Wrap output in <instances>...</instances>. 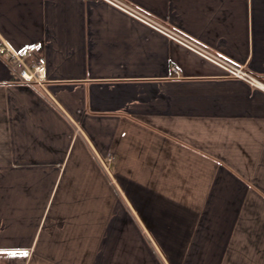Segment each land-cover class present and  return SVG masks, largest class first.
<instances>
[{
  "label": "crops",
  "instance_id": "crops-1",
  "mask_svg": "<svg viewBox=\"0 0 264 264\" xmlns=\"http://www.w3.org/2000/svg\"><path fill=\"white\" fill-rule=\"evenodd\" d=\"M120 1L258 85L103 0H0L46 60L0 53V264H264V0Z\"/></svg>",
  "mask_w": 264,
  "mask_h": 264
},
{
  "label": "built area",
  "instance_id": "built-area-1",
  "mask_svg": "<svg viewBox=\"0 0 264 264\" xmlns=\"http://www.w3.org/2000/svg\"><path fill=\"white\" fill-rule=\"evenodd\" d=\"M114 6L128 12L132 16L141 20L145 24L160 30L170 38L176 40L183 46L188 49L196 52L200 56L209 60L210 62L220 66L226 72L236 78H240L250 82L253 85H258L257 81L249 74L243 67L236 66L226 60L225 58L203 48L201 45L191 41L190 39L184 37L183 35L167 28L166 26L160 24L156 20L148 17L139 10L131 7L130 5L120 1V0H103ZM40 45L34 44L30 46L27 50L22 52H17L8 47L0 48V53L13 64L14 74L19 82L31 83L36 82L42 84L46 78V60L43 56L38 55L40 51ZM37 55L35 60H32L33 57ZM14 66L16 68L14 69Z\"/></svg>",
  "mask_w": 264,
  "mask_h": 264
},
{
  "label": "snow or ice",
  "instance_id": "snow-or-ice-1",
  "mask_svg": "<svg viewBox=\"0 0 264 264\" xmlns=\"http://www.w3.org/2000/svg\"><path fill=\"white\" fill-rule=\"evenodd\" d=\"M25 255H27V253H25Z\"/></svg>",
  "mask_w": 264,
  "mask_h": 264
}]
</instances>
